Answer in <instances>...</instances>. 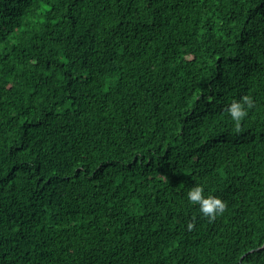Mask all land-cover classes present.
Segmentation results:
<instances>
[{
  "label": "trees",
  "instance_id": "obj_1",
  "mask_svg": "<svg viewBox=\"0 0 264 264\" xmlns=\"http://www.w3.org/2000/svg\"><path fill=\"white\" fill-rule=\"evenodd\" d=\"M0 264H264V0H0Z\"/></svg>",
  "mask_w": 264,
  "mask_h": 264
},
{
  "label": "clouds",
  "instance_id": "obj_2",
  "mask_svg": "<svg viewBox=\"0 0 264 264\" xmlns=\"http://www.w3.org/2000/svg\"><path fill=\"white\" fill-rule=\"evenodd\" d=\"M253 101L249 96H243L240 100H234L227 107V113L231 120L235 122L237 131L239 130L240 121L247 115V109L251 108ZM187 200L199 206V212L206 216L209 220H215L217 216L221 215L226 208V203L218 196L205 195L204 189L200 185H193L187 191ZM193 225L189 223L188 229Z\"/></svg>",
  "mask_w": 264,
  "mask_h": 264
}]
</instances>
